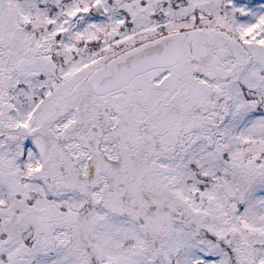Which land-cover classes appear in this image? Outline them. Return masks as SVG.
<instances>
[{"label":"snow or ice","instance_id":"1","mask_svg":"<svg viewBox=\"0 0 264 264\" xmlns=\"http://www.w3.org/2000/svg\"><path fill=\"white\" fill-rule=\"evenodd\" d=\"M0 264H264V0H0Z\"/></svg>","mask_w":264,"mask_h":264}]
</instances>
